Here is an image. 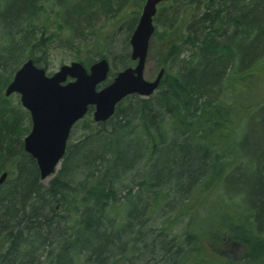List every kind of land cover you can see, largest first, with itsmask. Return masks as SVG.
Masks as SVG:
<instances>
[{
    "label": "trees",
    "instance_id": "trees-1",
    "mask_svg": "<svg viewBox=\"0 0 264 264\" xmlns=\"http://www.w3.org/2000/svg\"><path fill=\"white\" fill-rule=\"evenodd\" d=\"M144 1L0 0V264H264V0H161L157 90L89 106L47 180L24 149L20 64L67 49L109 82Z\"/></svg>",
    "mask_w": 264,
    "mask_h": 264
},
{
    "label": "water",
    "instance_id": "water-1",
    "mask_svg": "<svg viewBox=\"0 0 264 264\" xmlns=\"http://www.w3.org/2000/svg\"><path fill=\"white\" fill-rule=\"evenodd\" d=\"M159 1L145 0L130 34V56L136 63L117 71L103 86L100 83L109 71L105 57L96 59L88 68L78 60H71L51 74L28 58L15 71L4 92L5 95L18 93L22 105L29 111L31 128L23 145L35 158L42 179L51 177L59 168L71 127L83 117L89 105L93 106L94 121H104L128 94L144 97L156 90L163 68L151 80L144 77L143 71ZM5 176L6 172L0 175V182Z\"/></svg>",
    "mask_w": 264,
    "mask_h": 264
},
{
    "label": "rangeland",
    "instance_id": "rangeland-1",
    "mask_svg": "<svg viewBox=\"0 0 264 264\" xmlns=\"http://www.w3.org/2000/svg\"><path fill=\"white\" fill-rule=\"evenodd\" d=\"M124 16H127V14H124ZM123 17V15H122ZM115 23V18H102L100 25L104 26L102 27L103 29L107 27H111ZM122 33L121 35L124 34L123 37H125L124 31H117V34ZM120 35V34H119ZM128 49L130 50V45L128 46ZM155 50L157 52H162V48L160 45V42L157 44V40H154L153 38L150 39V46H149V51L147 54L146 62L144 65V71L143 75L146 79L151 80L154 78V76L157 74L159 68L161 67L160 64L158 63V58L156 55ZM71 60H74L71 54V51L61 49L57 51H50L49 56H48V65H47V70L49 72L55 71L58 69V67L63 64V63H69ZM79 126H75L73 128L72 135L75 137L79 133ZM47 180V179H45Z\"/></svg>",
    "mask_w": 264,
    "mask_h": 264
},
{
    "label": "flooded vegetation",
    "instance_id": "flooded-vegetation-1",
    "mask_svg": "<svg viewBox=\"0 0 264 264\" xmlns=\"http://www.w3.org/2000/svg\"><path fill=\"white\" fill-rule=\"evenodd\" d=\"M130 59H131L132 62H131V64H130L129 66H134V64L136 63V59L131 58V56H130ZM109 64H110V63H109ZM123 99H124V98H123ZM123 99H122V100H123ZM78 121H80V120H78ZM78 121H77V122H78ZM77 122L74 123V125L72 126V129L74 128V126L76 125ZM71 131H72V130H71ZM70 134H71V132H70Z\"/></svg>",
    "mask_w": 264,
    "mask_h": 264
}]
</instances>
